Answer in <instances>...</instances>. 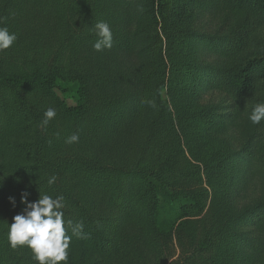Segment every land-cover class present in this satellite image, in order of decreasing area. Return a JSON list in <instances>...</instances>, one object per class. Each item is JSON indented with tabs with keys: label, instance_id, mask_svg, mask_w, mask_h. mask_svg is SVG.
Masks as SVG:
<instances>
[{
	"label": "trees",
	"instance_id": "1",
	"mask_svg": "<svg viewBox=\"0 0 264 264\" xmlns=\"http://www.w3.org/2000/svg\"><path fill=\"white\" fill-rule=\"evenodd\" d=\"M207 1L226 34L219 47L218 36L205 30L195 34L198 44L213 52L205 64L184 50L195 40L184 30L193 7L185 0H137L139 19L127 45L145 56V65L135 72L143 88L134 118L142 116L143 106L154 110L164 102L172 112L169 124L160 128L162 120L149 111L150 122L129 151L117 155L120 136L97 151L95 145L106 135L95 128L112 115L113 102L125 96L109 97L98 87V102L84 128L80 120L90 108L79 78L87 70L73 74L77 86L63 85L59 77L67 81L77 62L62 71L70 60L63 63L54 48L61 38L90 40L94 29H73L68 18L80 13L92 29L107 2L0 0V27L17 35L10 48L0 51V264H38L30 249H12L7 239L8 224L24 208V191L31 201L39 194L62 195L65 220L83 222L82 237L67 230L72 236L68 264H264V180L256 198L239 196L251 183V168H260L264 179V119L258 124L249 119L255 105L264 103V0L201 3ZM95 82L116 84L115 76L106 74ZM55 90L75 96L78 105L61 103L45 128L41 121L48 107L41 103ZM191 94L200 98L190 112L183 102ZM240 117L246 120L244 140L235 152L226 136L206 159L179 146L180 124L194 119L200 128L225 134ZM73 133L79 141L66 143ZM52 175L56 181L48 186ZM128 225L134 231L124 235Z\"/></svg>",
	"mask_w": 264,
	"mask_h": 264
},
{
	"label": "rangeland",
	"instance_id": "2",
	"mask_svg": "<svg viewBox=\"0 0 264 264\" xmlns=\"http://www.w3.org/2000/svg\"><path fill=\"white\" fill-rule=\"evenodd\" d=\"M107 2L106 9L103 14H98L95 18L96 21L93 23V28L88 29L85 26V20L83 21V15L80 13H73L68 19L71 23V28H81L84 30L92 31V36L90 40L85 42L70 40L68 38H61L56 41L54 48L59 50V55L61 61L71 62L67 63L62 71L65 69H71L77 62V71H73L71 74H66L64 78L67 81H62V77H59V82L67 87L77 86L76 82H73V74L81 72L84 68L87 70V73L83 77H80L79 80L83 88L85 87L87 93H85V102L90 108L89 113L84 115L80 122L81 125H84V128H87L88 122L91 116V110L95 107V104L98 102V87L103 88V91L109 97H121V101L113 102L111 106L112 115L110 117H104L100 119L97 124V130L103 131L106 137L101 141L99 145H95L94 149L99 151L107 146L109 143V138L120 136L119 140V149L115 153L117 155L127 152L130 149V145L133 140L135 141L136 136L139 134L142 128H145L148 122H150V116H158L162 121L160 128L164 127V124L167 125L166 119L168 112H172V108L169 106V103L164 102L160 103L159 107L156 109L150 110L149 106H143L144 112L142 116L134 118L135 112L139 111L140 100L136 96L142 94V82L138 81L135 77V72L141 71L142 67L145 65V56H143L139 51L129 48L127 43L132 40L133 33L135 31L136 23L139 19V11L137 7V0H104ZM185 5L188 8L194 9L193 17L186 23L189 27H184L186 33L188 31L193 32L194 41H190L187 46L184 48L185 51L194 53L200 61L207 64L210 62L213 52L209 51L207 47L200 46L198 44V36H195L197 32L206 31L213 36H218L217 45L221 43L223 39L222 36L226 34V30L222 31L220 29H225V26H222L220 23V17L215 10L213 4L210 1L201 3V0H185ZM107 22L112 30V47L104 49L103 51H95L93 48L94 42L98 39L96 35L95 25L98 22ZM59 32H63V28H58ZM116 41L119 44L115 43ZM129 44V43H128ZM59 58V59H60ZM61 70V68H59ZM75 70V69H74ZM106 74L110 78L115 76V86L110 84L108 86H102L95 82L98 75ZM121 79V80H120ZM119 81V82H118ZM136 81H138L136 83ZM48 98L41 103V107L45 108H54L57 109L61 103L66 104L68 107H76L78 105L79 99L71 94H63L58 90H55L54 96H47ZM202 97V96H201ZM123 98V99H122ZM161 99H165V91L161 92ZM199 95L191 94L190 98H186L183 102V107L191 111L195 110L193 107V102L199 101ZM116 100V99H114ZM48 101V102H47ZM81 101H84L81 99ZM152 105V104H150ZM150 111V113H149ZM140 113V112H139ZM137 113V114H139ZM145 117V118H144ZM109 118V119H108ZM177 122V120H175ZM169 124V122H167ZM246 120L242 117L235 119L231 122L228 130L224 133L214 130H205L200 128L197 125V122L189 120L187 125H181V128L178 125L176 132L179 135V140L181 148L187 154L188 151H191L197 158H208L217 153L220 148L219 140H224L226 136L229 138V149L233 152L239 150L240 142L244 140L243 129H245ZM60 127V125H59ZM146 130V129H145ZM59 132V131H58ZM175 139V137H174ZM176 142V140H175ZM71 151H74L72 149ZM68 153V151H67ZM109 159L114 157H108ZM252 176L249 180L251 183H248L241 192L243 200L247 197L249 199L256 198L257 194L263 183V173L260 168L256 167L251 168ZM242 181H240L241 184ZM247 199V200H249ZM101 209L105 211L106 207L101 206ZM121 231V229L119 230ZM123 234H129L133 232L134 229L131 225L125 227ZM175 255L179 254L177 247H174ZM134 261H126L123 264H134Z\"/></svg>",
	"mask_w": 264,
	"mask_h": 264
},
{
	"label": "clouds",
	"instance_id": "3",
	"mask_svg": "<svg viewBox=\"0 0 264 264\" xmlns=\"http://www.w3.org/2000/svg\"><path fill=\"white\" fill-rule=\"evenodd\" d=\"M98 39L94 42L95 51H103L112 47V30L107 22H98L95 25ZM17 40V35L10 32L6 26L0 27V51L10 48ZM56 116L54 108L44 112L41 126L47 127ZM253 124H258L264 119V103H258L249 117ZM79 141V136L73 133L66 138V143L73 144ZM56 176L47 178V185L52 186ZM30 193L24 191L20 196V203L24 205L22 211L13 217V222L8 224L7 239L12 249L27 247L31 250L32 257L38 264H68L69 248L72 236L80 238L83 233V222L73 224L65 220L63 209L65 207L62 195L53 197L48 194L40 195L38 199H28ZM10 203L15 206V199L9 197ZM71 229L72 236L67 234Z\"/></svg>",
	"mask_w": 264,
	"mask_h": 264
}]
</instances>
